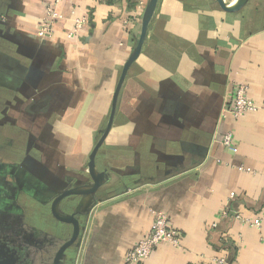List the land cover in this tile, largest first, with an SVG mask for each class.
Returning a JSON list of instances; mask_svg holds the SVG:
<instances>
[{"label":"crops","instance_id":"crops-1","mask_svg":"<svg viewBox=\"0 0 264 264\" xmlns=\"http://www.w3.org/2000/svg\"><path fill=\"white\" fill-rule=\"evenodd\" d=\"M51 2L0 0V142L35 183L17 186L12 210L59 245L69 239L72 226L52 204L93 183L90 156L116 97L94 157L102 185L57 205L81 224L62 263L125 264L162 212L180 246H159L139 264H264V0H224L234 10L219 0H158L127 69L148 0L131 10L125 0H62L43 39ZM240 84L258 110L223 117ZM232 213L259 218L261 228Z\"/></svg>","mask_w":264,"mask_h":264},{"label":"built area","instance_id":"built-area-1","mask_svg":"<svg viewBox=\"0 0 264 264\" xmlns=\"http://www.w3.org/2000/svg\"><path fill=\"white\" fill-rule=\"evenodd\" d=\"M62 0H52L51 4L46 7V13L41 21L39 28V36L43 39H48L52 35V29L54 23L61 18L58 12V5ZM86 19L76 18L73 24V30L69 34V38H73L78 35L79 31L86 25ZM248 87L245 84L236 85L232 94L230 104L223 112V117L229 115L235 120L245 117L248 113H253L258 110V106L255 105L248 97ZM222 145L232 150L234 147L231 134H226L222 140ZM233 196V194H231ZM229 216L228 212H223L222 217ZM230 218L241 222L243 225L253 227L256 229L261 228V220L259 218L250 220L238 213H232ZM180 234L171 228L167 216L162 212L152 213V222L150 231L145 235L137 245H135L130 251H128L124 257L125 264H139L146 261L151 254L162 245H166L172 248H178L180 246ZM213 264H228L226 259H215Z\"/></svg>","mask_w":264,"mask_h":264},{"label":"flooded vegetation","instance_id":"flooded-vegetation-1","mask_svg":"<svg viewBox=\"0 0 264 264\" xmlns=\"http://www.w3.org/2000/svg\"><path fill=\"white\" fill-rule=\"evenodd\" d=\"M12 149L9 143L3 140L0 142V264H36L30 258V254L24 250L30 243L37 245L40 236L44 234L32 225L24 212L18 214L12 210L15 202L12 195L17 186L22 184L29 190H33L35 183L28 180L27 174H23L16 168L18 154L14 155ZM62 244L55 248L50 264H54L55 255ZM61 264H63L62 261Z\"/></svg>","mask_w":264,"mask_h":264},{"label":"water","instance_id":"water-1","mask_svg":"<svg viewBox=\"0 0 264 264\" xmlns=\"http://www.w3.org/2000/svg\"><path fill=\"white\" fill-rule=\"evenodd\" d=\"M158 0H148V3L146 5L144 14H143V19H142V35L140 38V42L137 46V48L134 50V52L132 53V55L129 57L125 68L127 69V67L131 64V62L134 60V58L137 56V54L139 53L141 46L143 44L144 41V37L146 35V29H147V24L156 8V4H157ZM221 1V3L223 5H225L227 7L228 10H234L228 3L224 2V0H219ZM115 100L116 97L114 98V103H113V108H112V114H111V119H110V123L106 129V131L104 132L103 136L101 137L100 141L98 142V144L96 145V147L94 148L91 156H90V161H89V172L91 177L93 178V183L87 187L84 188H76V189H72L69 191H66L65 193L59 195L58 197L55 198V200L53 201L52 204V212L54 214V216L65 223H68L72 226V233H71V237L69 240H67L66 242H64L60 248L58 249L55 258H54V264H61V260H62V256L64 255L65 251L70 248L71 246H73L79 239L80 234H81V227L79 222L77 221V219L74 216L71 215H64L62 213H60L58 211L57 205L63 201L64 199H66L67 197H70L74 194H81V193H85V192H93L95 190H97L101 185H102V178L103 175L102 174H97L95 172V163H94V157L95 154L98 150V148L101 146V144L103 143V141L105 140L110 128H111V121L114 115V111H115Z\"/></svg>","mask_w":264,"mask_h":264},{"label":"rangeland","instance_id":"rangeland-1","mask_svg":"<svg viewBox=\"0 0 264 264\" xmlns=\"http://www.w3.org/2000/svg\"><path fill=\"white\" fill-rule=\"evenodd\" d=\"M37 245L31 243L24 251L30 254V258L36 264H50L55 253L58 241L49 236H40Z\"/></svg>","mask_w":264,"mask_h":264},{"label":"trees","instance_id":"trees-1","mask_svg":"<svg viewBox=\"0 0 264 264\" xmlns=\"http://www.w3.org/2000/svg\"><path fill=\"white\" fill-rule=\"evenodd\" d=\"M126 1V3H127V7H128V9L129 10H131V9H134L135 8V5H136V2H138V1H143V2H145V1H147V0H125ZM227 263L228 264H232L231 262H229V261H227Z\"/></svg>","mask_w":264,"mask_h":264}]
</instances>
